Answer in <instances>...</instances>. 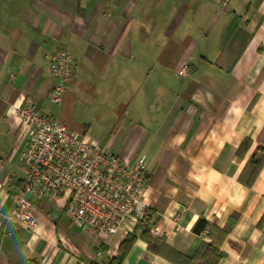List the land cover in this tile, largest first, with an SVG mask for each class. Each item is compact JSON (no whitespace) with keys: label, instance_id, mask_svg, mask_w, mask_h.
Here are the masks:
<instances>
[{"label":"crops","instance_id":"crops-1","mask_svg":"<svg viewBox=\"0 0 264 264\" xmlns=\"http://www.w3.org/2000/svg\"><path fill=\"white\" fill-rule=\"evenodd\" d=\"M62 51L75 73L56 105L49 64ZM123 93L121 114L107 112ZM28 105L86 136L96 114L116 130L113 152L146 160L150 233L170 249L190 257L224 234L219 264H264V166L240 180L263 155L264 0H0V264H111L133 230L76 226L61 197L36 200L33 230L6 219L22 183L16 111ZM123 264L170 262L138 239Z\"/></svg>","mask_w":264,"mask_h":264},{"label":"built area","instance_id":"built-area-1","mask_svg":"<svg viewBox=\"0 0 264 264\" xmlns=\"http://www.w3.org/2000/svg\"><path fill=\"white\" fill-rule=\"evenodd\" d=\"M49 66L54 78L50 100L61 105L75 73V60L62 51L52 56ZM16 114L24 134L18 152L22 183L8 222L33 230L32 199L52 202L59 197L65 200L61 208L71 223L96 235H114L122 229L128 233L146 219L149 180L143 157L127 159L98 146L34 105L18 107ZM179 219L175 213L177 227Z\"/></svg>","mask_w":264,"mask_h":264},{"label":"trees","instance_id":"trees-1","mask_svg":"<svg viewBox=\"0 0 264 264\" xmlns=\"http://www.w3.org/2000/svg\"><path fill=\"white\" fill-rule=\"evenodd\" d=\"M260 142H262L263 145L258 147V151L263 152V155L260 158L253 156L251 161L246 164L243 172L241 173L240 180L247 185H251L255 182L264 166V139H260ZM251 145V140H244L238 150V155L240 157L245 156ZM147 213L148 215L146 219L141 221L135 227L133 232L128 234L122 242L119 247L117 257L112 260L111 264H123L138 239H142L147 242L149 251L165 258L170 262V264H219L221 258L223 257L220 247L225 237L224 234L219 240L215 239L214 244H204L201 246V248H199L193 256H184L170 249L165 244L164 240L156 239L151 235L150 229L152 228L153 223L149 210ZM207 227L208 223L201 219L195 225L194 231L199 233ZM258 227L259 229L264 230V215L259 221Z\"/></svg>","mask_w":264,"mask_h":264},{"label":"rangeland","instance_id":"rangeland-1","mask_svg":"<svg viewBox=\"0 0 264 264\" xmlns=\"http://www.w3.org/2000/svg\"><path fill=\"white\" fill-rule=\"evenodd\" d=\"M126 97V95L123 93L121 95V97H111V98H108L106 103L108 105V108L105 109L107 110V112H111L113 115H120L121 112H122V103L124 102V98ZM83 108H85L86 106L81 104ZM91 107V106H90ZM94 112H96L94 110ZM115 116V117H116ZM114 117V116H113ZM112 117V118H113ZM100 117L98 115H94L93 118L88 121L87 124H91V129L88 133V137L92 140V142L98 146H106V147H109V149L112 151V147H111V144H112V138L113 136L115 135L116 133V130H111L110 129H105L104 127H102L100 125V123L98 122V119ZM120 118V117H118ZM94 122V124H92ZM119 137L120 136H117V139L119 141ZM117 153V152H116Z\"/></svg>","mask_w":264,"mask_h":264},{"label":"water","instance_id":"water-1","mask_svg":"<svg viewBox=\"0 0 264 264\" xmlns=\"http://www.w3.org/2000/svg\"><path fill=\"white\" fill-rule=\"evenodd\" d=\"M29 198H31V195H28ZM33 203H36V199H32Z\"/></svg>","mask_w":264,"mask_h":264}]
</instances>
